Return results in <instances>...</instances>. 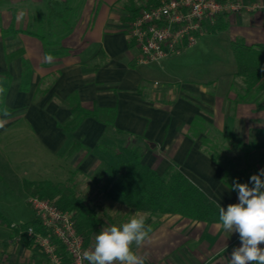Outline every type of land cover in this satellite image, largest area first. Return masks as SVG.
Returning a JSON list of instances; mask_svg holds the SVG:
<instances>
[{
  "label": "crops",
  "instance_id": "crops-1",
  "mask_svg": "<svg viewBox=\"0 0 264 264\" xmlns=\"http://www.w3.org/2000/svg\"><path fill=\"white\" fill-rule=\"evenodd\" d=\"M50 1L81 5L70 34L62 36L60 20L50 23ZM241 1L261 9L224 16L213 34L230 32L232 51L236 43L264 45V0ZM138 7V0H0V96L8 110L0 111V191L29 199L37 183L62 185L98 220L90 249L103 227L139 213L152 228L141 247L132 245L145 264H229L241 241L219 220H192L89 186L103 188L107 169L118 179L130 161L158 176L175 167L226 209L239 203L233 181L248 183L264 168V92L249 89L236 69L176 77L168 70L184 53L159 68L139 65L129 38ZM159 74L179 82L164 84ZM8 223L0 219V262L51 264L34 246L14 243Z\"/></svg>",
  "mask_w": 264,
  "mask_h": 264
},
{
  "label": "built area",
  "instance_id": "built-area-1",
  "mask_svg": "<svg viewBox=\"0 0 264 264\" xmlns=\"http://www.w3.org/2000/svg\"><path fill=\"white\" fill-rule=\"evenodd\" d=\"M257 9L261 7L246 5L241 0H162L143 9L130 22L129 38L139 51V65L160 64L195 48L201 38L214 34L224 16ZM29 204L35 220L47 234L30 223H11L12 241H30L51 264H88L82 254L90 247L78 232L74 215L38 195L31 196Z\"/></svg>",
  "mask_w": 264,
  "mask_h": 264
},
{
  "label": "trees",
  "instance_id": "trees-1",
  "mask_svg": "<svg viewBox=\"0 0 264 264\" xmlns=\"http://www.w3.org/2000/svg\"><path fill=\"white\" fill-rule=\"evenodd\" d=\"M160 2L151 7L158 5ZM80 8L81 5L72 8L70 1L65 3L50 1L48 6L49 21L53 25L54 20H60L63 23L62 36L68 35L73 30L75 22L73 23L72 20ZM143 9H133L131 22ZM217 31H220L219 26L214 29V33ZM36 36L45 42L46 47L50 45L44 35L37 34ZM233 53L237 65L236 75L245 79L249 89L256 88L258 92H264V45L248 46L244 43H236L233 47ZM0 111H8L2 96H0ZM82 115H85V113ZM204 145L208 146L207 141H204ZM209 150L214 151L212 148ZM133 158L137 161L139 159L136 153H134ZM134 163L135 161H130L127 165L120 167L121 173L114 190L116 194H134L136 198L139 197V202H147L154 209L158 208L162 212L180 214L192 220L204 222L219 220L218 206L194 186L177 168L170 167L163 176H158L155 172H143ZM36 185L39 189L38 196L51 200L58 208L74 215L78 232L84 236L87 245L98 222L94 219L92 211L85 207L83 201L66 195L67 193H64L60 184L41 182ZM10 224L8 223V227ZM30 224L37 231L47 234V230L41 228L37 220ZM24 242L32 246L30 241L24 240Z\"/></svg>",
  "mask_w": 264,
  "mask_h": 264
},
{
  "label": "clouds",
  "instance_id": "clouds-1",
  "mask_svg": "<svg viewBox=\"0 0 264 264\" xmlns=\"http://www.w3.org/2000/svg\"><path fill=\"white\" fill-rule=\"evenodd\" d=\"M22 18L21 13L18 19ZM45 60L50 62L52 57L46 56ZM4 115H8L7 111ZM229 190L238 193L239 203L229 204L226 209L219 204V221L224 230L238 233L241 241L233 249L229 264H264V168L248 183L234 180ZM151 232L146 217L136 213L122 225L103 227L82 259L88 264H145L146 257L133 251L132 245L141 247Z\"/></svg>",
  "mask_w": 264,
  "mask_h": 264
},
{
  "label": "rangeland",
  "instance_id": "rangeland-1",
  "mask_svg": "<svg viewBox=\"0 0 264 264\" xmlns=\"http://www.w3.org/2000/svg\"><path fill=\"white\" fill-rule=\"evenodd\" d=\"M158 1L160 0H138L140 6L138 8L145 9L151 7ZM230 38V32H223L218 35L210 34L201 38L199 44L195 48L185 52L179 59L177 58L178 60L176 59L175 61L177 62L176 66L170 68L168 71L174 73L176 77L192 76L197 78L210 77L217 75V73L223 75L230 73L236 69V60L232 51ZM165 63L166 61L161 62L160 64L151 65L150 67L159 68L162 65H166ZM157 77L164 84L169 82L171 85H176L178 84L177 82H179L178 78H165L160 76V74ZM105 169L106 168L104 167L101 171ZM120 173L121 171L117 176H119ZM116 179L117 177L113 176L112 171L107 169L102 175L103 188L101 187V184L100 187L97 188L96 183L89 186L95 191L101 189L105 194H113V191L117 186ZM35 187H37V185ZM64 190L66 189L64 188ZM0 193V219L5 217L12 220L14 223H26L28 220L35 217L33 209L29 204L30 198L28 199V194H4L3 191H0ZM34 195H39V192L34 193L32 196ZM1 233L0 229V236Z\"/></svg>",
  "mask_w": 264,
  "mask_h": 264
},
{
  "label": "bare ground",
  "instance_id": "bare-ground-1",
  "mask_svg": "<svg viewBox=\"0 0 264 264\" xmlns=\"http://www.w3.org/2000/svg\"><path fill=\"white\" fill-rule=\"evenodd\" d=\"M30 243V242H29ZM26 245H28V244H26Z\"/></svg>",
  "mask_w": 264,
  "mask_h": 264
}]
</instances>
